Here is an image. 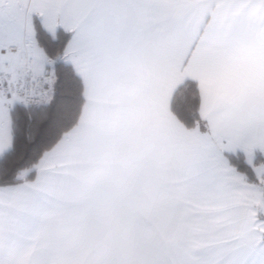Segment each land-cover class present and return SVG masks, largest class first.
Returning a JSON list of instances; mask_svg holds the SVG:
<instances>
[{"label":"snow or ice","instance_id":"snow-or-ice-1","mask_svg":"<svg viewBox=\"0 0 264 264\" xmlns=\"http://www.w3.org/2000/svg\"><path fill=\"white\" fill-rule=\"evenodd\" d=\"M0 264H264V0H0Z\"/></svg>","mask_w":264,"mask_h":264}]
</instances>
